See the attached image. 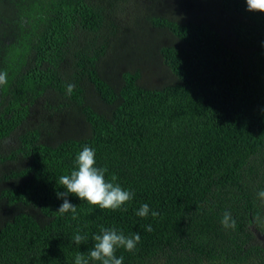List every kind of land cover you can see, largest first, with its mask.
<instances>
[{
    "label": "trees",
    "instance_id": "16d2710c",
    "mask_svg": "<svg viewBox=\"0 0 264 264\" xmlns=\"http://www.w3.org/2000/svg\"><path fill=\"white\" fill-rule=\"evenodd\" d=\"M0 70V264H74L101 228L139 233L116 250L123 264H264V13L246 0H0ZM85 145L134 196L112 211L69 195L73 219L56 212L58 180ZM143 204L159 215L138 217Z\"/></svg>",
    "mask_w": 264,
    "mask_h": 264
},
{
    "label": "clouds",
    "instance_id": "9594fccd",
    "mask_svg": "<svg viewBox=\"0 0 264 264\" xmlns=\"http://www.w3.org/2000/svg\"><path fill=\"white\" fill-rule=\"evenodd\" d=\"M247 10L249 12L264 13V0H246ZM8 83V72L0 70V87L6 86ZM76 85L69 83L66 86L68 95L73 93ZM95 150L85 145L76 157L75 170L70 174L61 175L58 180L60 188L63 192H57V198L63 202L57 209V213L64 215L71 213L72 218H77V206L73 205L67 198L73 195L82 201H86L93 206H99L102 210L116 211L122 208L123 205L133 199L134 193L130 190H125L116 181L118 177L113 174L110 180H106V168L96 166ZM261 199H264V190L258 193ZM127 211L126 208L123 209ZM138 217L147 218L149 214L153 218L159 215L156 211H151L148 204L140 206L135 213ZM221 225L225 229L236 227V221L230 212H225L221 219ZM151 231V225L145 229ZM95 241L93 247L87 252V256L82 253H77L74 259V264H89V261L100 262V264H123V257L116 256V250L123 248L128 252L136 249L140 242L139 233H134L131 236H125L122 232L115 228H101L100 234L92 237ZM87 240V235H81L79 231L72 237L75 245L79 246Z\"/></svg>",
    "mask_w": 264,
    "mask_h": 264
},
{
    "label": "rangeland",
    "instance_id": "374dc122",
    "mask_svg": "<svg viewBox=\"0 0 264 264\" xmlns=\"http://www.w3.org/2000/svg\"><path fill=\"white\" fill-rule=\"evenodd\" d=\"M169 5H171V3L169 2ZM166 8L168 7L169 8V6H165ZM162 8V7H161ZM162 79H164V78H162ZM161 79V77L160 78H155V79H152V81H150V84H152V85H159L160 84V80H162Z\"/></svg>",
    "mask_w": 264,
    "mask_h": 264
},
{
    "label": "water",
    "instance_id": "95a60500",
    "mask_svg": "<svg viewBox=\"0 0 264 264\" xmlns=\"http://www.w3.org/2000/svg\"><path fill=\"white\" fill-rule=\"evenodd\" d=\"M258 237H259L260 239H264V238H263L262 236H260V235H259Z\"/></svg>",
    "mask_w": 264,
    "mask_h": 264
}]
</instances>
